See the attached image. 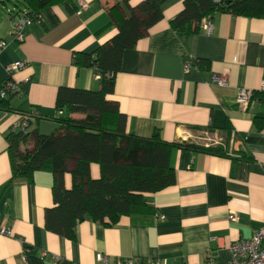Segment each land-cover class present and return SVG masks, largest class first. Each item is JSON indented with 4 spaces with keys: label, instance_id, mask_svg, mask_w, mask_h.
<instances>
[{
    "label": "crops",
    "instance_id": "crops-1",
    "mask_svg": "<svg viewBox=\"0 0 264 264\" xmlns=\"http://www.w3.org/2000/svg\"><path fill=\"white\" fill-rule=\"evenodd\" d=\"M123 1L135 7L143 0H84L82 8L78 0H55L25 28L22 41L11 36L10 4L0 3V40L6 41L0 82L8 76L19 87L7 99L9 108L0 105V228L11 232L0 234V264H97L99 253L110 261L203 264L211 258L227 264L230 244L264 227V98L257 92L264 81V17L216 12L209 34L199 30L183 38L170 25L183 0L161 3L162 18L123 52L106 98L126 116L131 135L147 138L158 131L163 141L219 145L224 155L172 147L175 181L145 194L149 209L110 225L85 214L72 238L45 226L44 211L53 203L48 168L35 171L30 183L11 181L8 132L37 109L40 117L27 130L50 134L58 127L59 87L99 88L93 69L75 64L74 57L117 32L109 8L118 3L123 11ZM197 59L208 63L201 67ZM17 60L25 66L9 74ZM186 61H192L188 71ZM213 75L225 83L214 82ZM239 89L256 91L244 110L236 101ZM90 169L98 176L97 164ZM70 182L65 174V187ZM231 212L235 220H229Z\"/></svg>",
    "mask_w": 264,
    "mask_h": 264
},
{
    "label": "trees",
    "instance_id": "trees-1",
    "mask_svg": "<svg viewBox=\"0 0 264 264\" xmlns=\"http://www.w3.org/2000/svg\"><path fill=\"white\" fill-rule=\"evenodd\" d=\"M54 1L0 0V3H10L11 7L6 9L9 21L17 16L35 21L40 11ZM163 1L143 0L135 7L123 1L120 2L123 11L118 3L109 8L117 32L94 51L77 53L74 57L75 64L90 67L98 75L99 88L59 87L55 97L59 113L55 117L58 123L55 131L42 134L37 129L21 131L13 127L6 136L11 181L30 183L34 172L42 168L53 174V203L44 211L45 226L51 232L72 238L76 222L85 214L93 221L110 225L120 216L149 209L145 194L162 190L175 181L169 162L174 146L224 155L219 145L167 142L159 137L158 131L147 138L131 135L126 130V116L106 98L113 92L123 52L162 18ZM216 12L264 17V0H183L182 9L170 20V25L186 38L198 32L203 19ZM195 62L201 67L208 63L204 59ZM257 92L264 98V91L257 89ZM255 94L253 91V97ZM8 97L1 98L2 107L9 108ZM32 111H36L33 119L40 117L37 109ZM92 163L99 168L96 177L91 175ZM65 174L70 175L69 187H65Z\"/></svg>",
    "mask_w": 264,
    "mask_h": 264
},
{
    "label": "built area",
    "instance_id": "built-area-1",
    "mask_svg": "<svg viewBox=\"0 0 264 264\" xmlns=\"http://www.w3.org/2000/svg\"><path fill=\"white\" fill-rule=\"evenodd\" d=\"M80 8L85 7L84 0H78ZM79 12V11H77ZM212 18L208 17L203 19L200 24V30L209 34L212 31ZM33 20L24 16H17L15 20L9 21L11 24V36L15 41H22L24 39L25 28L31 24ZM6 46L5 40H0V49ZM25 66L23 61H14L8 69V73L19 70ZM191 68V62L186 61L184 63L185 71ZM98 76V75H97ZM212 80L218 84H224L225 79L216 75L212 76ZM260 91H264V81L261 82L259 88ZM253 91L250 89H239L236 95V101L242 110L247 108L249 102L253 99ZM19 92L18 83L12 80L10 77L0 83V98H6L11 94H17ZM36 112V111H35ZM30 112L23 115L22 121L17 123L14 128H18L21 131H27L31 120H33V114ZM229 220H235V214L229 213ZM0 234L10 235L11 232L6 227L0 228ZM41 255H45L41 252ZM24 259V255H22ZM97 264H167L163 260L148 259L139 261L135 259H116L110 261L106 255L101 253L96 255ZM203 264H216L211 258H207ZM227 264H264V227H260L253 231L250 237L240 238L229 246V261Z\"/></svg>",
    "mask_w": 264,
    "mask_h": 264
},
{
    "label": "rangeland",
    "instance_id": "rangeland-1",
    "mask_svg": "<svg viewBox=\"0 0 264 264\" xmlns=\"http://www.w3.org/2000/svg\"><path fill=\"white\" fill-rule=\"evenodd\" d=\"M7 4H10L9 2H7ZM11 6V5H10Z\"/></svg>",
    "mask_w": 264,
    "mask_h": 264
}]
</instances>
